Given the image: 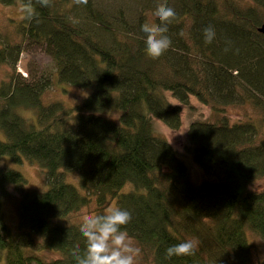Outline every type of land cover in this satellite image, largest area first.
I'll use <instances>...</instances> for the list:
<instances>
[{
  "label": "trees",
  "instance_id": "trees-1",
  "mask_svg": "<svg viewBox=\"0 0 264 264\" xmlns=\"http://www.w3.org/2000/svg\"><path fill=\"white\" fill-rule=\"evenodd\" d=\"M167 2L177 13L172 47L155 60L140 29L158 23L156 0H51L36 5L39 23L24 15L14 43L1 36L0 64L12 72L0 85V159L35 162L48 186L27 189L0 162L4 264H76L74 248L82 254L86 242L75 214L89 206L92 215L108 207L131 213L126 230L142 250L138 264H264V187L256 186L264 181V0ZM209 25L216 38L206 44ZM30 45L51 58V72H17ZM55 83L90 91L73 105L44 103ZM244 103L260 118L230 119L226 107ZM157 122L185 127L182 153ZM11 188L19 192L15 230L4 212ZM188 239L197 241L193 255L166 258L169 246ZM40 249L59 257L42 260Z\"/></svg>",
  "mask_w": 264,
  "mask_h": 264
},
{
  "label": "clouds",
  "instance_id": "clouds-1",
  "mask_svg": "<svg viewBox=\"0 0 264 264\" xmlns=\"http://www.w3.org/2000/svg\"><path fill=\"white\" fill-rule=\"evenodd\" d=\"M88 2L76 0L78 5H87ZM36 5L45 8L52 6L51 0H22L20 11L26 19H35L39 23ZM154 16L158 23L145 21L140 30L144 34L146 54L155 60L172 47V40L167 33L169 25L177 19V13L167 0H156ZM179 35H185L183 30ZM203 37L206 44H211L216 38L214 26L205 27ZM131 220V213L119 207H108L99 215H84L79 231L86 243L82 254L78 244L74 248L76 264H138L142 250L126 230ZM196 247L197 241L188 239L169 246L165 255L166 258L191 256Z\"/></svg>",
  "mask_w": 264,
  "mask_h": 264
},
{
  "label": "rangeland",
  "instance_id": "rangeland-1",
  "mask_svg": "<svg viewBox=\"0 0 264 264\" xmlns=\"http://www.w3.org/2000/svg\"><path fill=\"white\" fill-rule=\"evenodd\" d=\"M99 1V0H98ZM103 4H111L112 0H100ZM24 17V13L20 11L19 5L6 6L0 4V43H2L1 36L10 37V41L18 40L19 37L15 38L17 34L18 22H20ZM6 39V38H5ZM53 68V62L51 58L45 54L40 48L34 47L33 45L28 46L24 50L18 59L16 70L24 78H36L40 76L41 73L51 72ZM12 72V68L9 65L0 64V85L2 81L7 80L9 74ZM88 90H84L79 87L69 86L66 90L60 88V85L53 84L46 92H44L42 99L44 103H51L55 100L62 101L65 105H73L82 99V97L87 93ZM173 103L177 104V101ZM206 114L209 119H213L210 115L209 107L205 108ZM26 122L29 124L35 122L34 113L31 111H23L22 113ZM226 114L232 120H242L245 118L258 119L260 118V113L256 111L253 106L249 103H244L241 105H232L226 107ZM187 112L184 109L183 117L186 121ZM156 130L159 134L165 137L173 146H175L181 153L183 148L186 145L187 139L185 135V127L183 126L179 130H172L166 127L161 122L156 123ZM5 135L0 130V139H4ZM0 162L11 169L19 171L26 183L27 189H42L44 187V173L41 171V168L35 163L29 160H22L19 163L14 162L9 157H2ZM194 177L200 175L199 167L193 162H190ZM69 182V181H68ZM258 188L264 187V181H260L256 184ZM48 186L45 185L44 190ZM19 199V192L14 188L10 189V195L4 202V212L6 214V222L12 229H16L18 226V213H17V203ZM94 206H89L88 208L83 209L82 211L75 214L74 221L81 222L84 215L93 214L92 209ZM42 260H53L59 257L58 253L48 250H36ZM260 255H264V247H258L257 251ZM256 254V252H255ZM0 264H4L3 261H0Z\"/></svg>",
  "mask_w": 264,
  "mask_h": 264
},
{
  "label": "water",
  "instance_id": "water-1",
  "mask_svg": "<svg viewBox=\"0 0 264 264\" xmlns=\"http://www.w3.org/2000/svg\"><path fill=\"white\" fill-rule=\"evenodd\" d=\"M259 31L264 33V24L259 28Z\"/></svg>",
  "mask_w": 264,
  "mask_h": 264
}]
</instances>
